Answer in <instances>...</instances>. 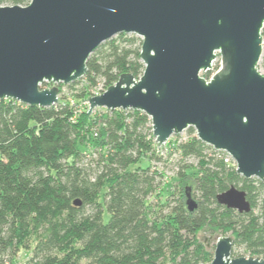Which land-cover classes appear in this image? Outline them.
<instances>
[{
	"label": "trees",
	"instance_id": "trees-1",
	"mask_svg": "<svg viewBox=\"0 0 264 264\" xmlns=\"http://www.w3.org/2000/svg\"><path fill=\"white\" fill-rule=\"evenodd\" d=\"M141 46L135 34L104 42L83 78L57 84L62 93L84 83L72 100L62 96L52 107L0 100V262L24 249L27 264H211L215 244L200 239L203 231L230 236L233 249L264 258V181L240 175L230 156L201 141L194 127L186 140L177 136L157 147L145 112L88 114L87 105L79 106L100 80L107 89L124 73L138 79L145 69ZM164 150L180 161L168 193L161 191L165 173L152 164ZM144 158L148 164L138 165ZM232 186L246 192L250 212L218 202ZM188 192L197 202L193 211Z\"/></svg>",
	"mask_w": 264,
	"mask_h": 264
},
{
	"label": "water",
	"instance_id": "water-1",
	"mask_svg": "<svg viewBox=\"0 0 264 264\" xmlns=\"http://www.w3.org/2000/svg\"><path fill=\"white\" fill-rule=\"evenodd\" d=\"M264 0H31L0 6V100L32 107L60 104L59 87L83 78L91 54L115 36L142 38L143 74L130 73L102 94L96 109L140 110L152 121L157 147L189 127L226 152L244 178L264 181ZM220 55L221 66L206 79ZM52 83L53 87L43 88ZM190 211L197 207L188 192ZM241 213L252 206L232 186L217 197ZM75 205H80L76 200ZM233 239L221 236L211 264H264L233 257Z\"/></svg>",
	"mask_w": 264,
	"mask_h": 264
},
{
	"label": "rangeland",
	"instance_id": "rangeland-1",
	"mask_svg": "<svg viewBox=\"0 0 264 264\" xmlns=\"http://www.w3.org/2000/svg\"><path fill=\"white\" fill-rule=\"evenodd\" d=\"M30 1H29V3H30ZM28 4H26V5H28ZM5 5H13V4L5 3V4H2L0 6H5ZM26 5H22V6H26ZM218 65H219V68H220V66H221V57H220V55L215 60V62L213 64V68L210 70V72H212L211 77L216 72V66H218ZM258 69L264 75V43H263V54H262L261 60H260V62L258 64ZM205 73L206 72H202L201 75L203 76ZM83 84L84 83L78 84L77 85V89L75 91H72L68 87H64L63 88V92L60 93V97L65 96V97H67L68 100H72L73 99V93L80 91L81 88L83 87ZM52 85L54 86V84L50 83L49 85L44 86V87H49L50 88V87H53ZM98 85L102 86L104 88V81L100 80ZM79 106L82 108V107L86 106V104L84 103V101H80L79 102ZM177 136H179L178 138L181 139V140H186L188 138L187 130L183 131L179 135L172 136L170 139L174 140L175 138H177ZM160 155H161L162 159L160 161H153L152 164L159 171L165 173V179H164V183L165 184H163L161 186V191L163 193H168L170 191V189L172 188V186H171L172 183L173 182H177L179 180L178 177H177V173H178L179 168H180V161H179V158L177 156L169 155L166 150L162 151L160 153ZM230 158L234 162V160H233V158L231 156H230ZM188 162H195V160L193 158H191V159L188 160ZM147 164H148V158H144L143 160L140 161V163L138 165L146 166ZM234 164H235V162H234ZM185 186H192L191 181L188 180L187 183L185 184ZM191 192H192L191 194L194 195V190H191ZM162 198L164 199L165 196H162ZM152 200L156 201L157 200V196L153 197ZM221 236L222 235H219V236L213 235V236H211L209 233H206L204 231L201 232L200 235H199L200 239L204 243L209 245V246L213 245V244H216L217 239L219 237H221ZM232 250H234V252H235L234 255L232 253L233 257H239V256L250 257L249 253L245 250L244 247H236V248H234ZM29 257H30V252H28L27 250L22 249L13 260H8L7 258H5V261L4 262H0V264H27Z\"/></svg>",
	"mask_w": 264,
	"mask_h": 264
},
{
	"label": "built area",
	"instance_id": "built-area-1",
	"mask_svg": "<svg viewBox=\"0 0 264 264\" xmlns=\"http://www.w3.org/2000/svg\"><path fill=\"white\" fill-rule=\"evenodd\" d=\"M105 90H106L105 87L103 88L102 86H98V87H95L94 89L91 90V94L90 95H99V94H102ZM84 103L86 105H88L87 100H85Z\"/></svg>",
	"mask_w": 264,
	"mask_h": 264
}]
</instances>
